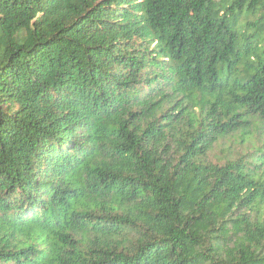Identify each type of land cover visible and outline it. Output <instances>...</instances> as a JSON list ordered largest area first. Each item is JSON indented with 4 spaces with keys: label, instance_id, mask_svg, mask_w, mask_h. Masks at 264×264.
I'll return each instance as SVG.
<instances>
[{
    "label": "trees",
    "instance_id": "trees-1",
    "mask_svg": "<svg viewBox=\"0 0 264 264\" xmlns=\"http://www.w3.org/2000/svg\"><path fill=\"white\" fill-rule=\"evenodd\" d=\"M0 264H264V0H0Z\"/></svg>",
    "mask_w": 264,
    "mask_h": 264
}]
</instances>
